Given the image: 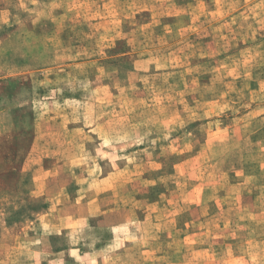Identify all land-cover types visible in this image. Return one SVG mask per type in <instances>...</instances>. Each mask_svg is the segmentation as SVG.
I'll list each match as a JSON object with an SVG mask.
<instances>
[{"label":"rangeland","instance_id":"374dc122","mask_svg":"<svg viewBox=\"0 0 264 264\" xmlns=\"http://www.w3.org/2000/svg\"><path fill=\"white\" fill-rule=\"evenodd\" d=\"M0 264H264V0H0Z\"/></svg>","mask_w":264,"mask_h":264}]
</instances>
